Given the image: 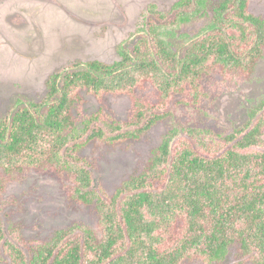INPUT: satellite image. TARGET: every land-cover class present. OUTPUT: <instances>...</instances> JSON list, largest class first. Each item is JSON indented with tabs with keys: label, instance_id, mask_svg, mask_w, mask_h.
Segmentation results:
<instances>
[{
	"label": "trees",
	"instance_id": "1",
	"mask_svg": "<svg viewBox=\"0 0 264 264\" xmlns=\"http://www.w3.org/2000/svg\"><path fill=\"white\" fill-rule=\"evenodd\" d=\"M252 1L179 0L169 13L152 6L117 47L118 61L54 73L41 102L18 101L0 118V201L26 174L52 172L68 181L72 202L94 206L98 216L94 228L73 224L33 243L0 219V248L10 264H220L233 247L247 263L264 264V100L225 137L175 127L111 196L94 189L80 157L91 141L141 140L171 114L161 104L203 100L211 73L253 74L264 56V18L251 12ZM190 25L200 26L195 34L183 31ZM143 86L155 97L140 96ZM83 92L99 102L129 97L127 120L100 123L103 130L91 128L100 115L79 122L73 113ZM104 128L114 136L104 139Z\"/></svg>",
	"mask_w": 264,
	"mask_h": 264
},
{
	"label": "rangeland",
	"instance_id": "2",
	"mask_svg": "<svg viewBox=\"0 0 264 264\" xmlns=\"http://www.w3.org/2000/svg\"><path fill=\"white\" fill-rule=\"evenodd\" d=\"M178 1L0 0V118L9 117L18 101L41 102L54 73L80 62L118 61L117 47L143 26L149 8L155 6L169 13ZM250 7L253 14L264 18V0H253ZM199 27L190 25L183 31L195 34ZM201 87L206 95L201 101L181 105V99L175 98L171 107L161 104L159 108L169 107L171 114L139 141L88 143L80 157L90 166L94 189L113 195L123 181L143 170L153 151L175 127L208 129L223 137L242 127L249 109L264 100V56L247 77L223 79L211 73ZM139 95L155 97L145 86ZM122 99L111 96L99 102L83 92L73 114L79 122L100 115V122L91 126L95 130L112 120L125 122L131 103L129 97ZM104 131V139L114 136L109 129ZM17 181L2 196L0 219L5 229L17 231L14 235H21L26 242L47 241L73 224L96 227L95 207L72 202L68 196L70 184L62 176L32 172ZM24 250L28 252V246ZM0 264H10L1 248ZM184 264L206 263L188 260ZM220 264L249 263L233 247Z\"/></svg>",
	"mask_w": 264,
	"mask_h": 264
}]
</instances>
